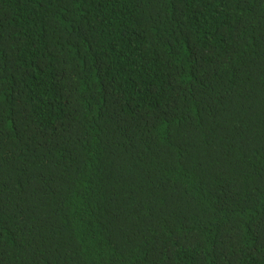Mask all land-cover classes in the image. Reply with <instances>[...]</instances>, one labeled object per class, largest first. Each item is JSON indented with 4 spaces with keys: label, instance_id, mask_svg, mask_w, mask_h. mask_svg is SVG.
<instances>
[{
    "label": "trees",
    "instance_id": "trees-1",
    "mask_svg": "<svg viewBox=\"0 0 264 264\" xmlns=\"http://www.w3.org/2000/svg\"><path fill=\"white\" fill-rule=\"evenodd\" d=\"M0 264H264V0H0Z\"/></svg>",
    "mask_w": 264,
    "mask_h": 264
}]
</instances>
